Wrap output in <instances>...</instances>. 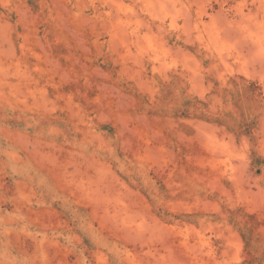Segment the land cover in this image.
<instances>
[{"label":"rangeland","instance_id":"1","mask_svg":"<svg viewBox=\"0 0 264 264\" xmlns=\"http://www.w3.org/2000/svg\"><path fill=\"white\" fill-rule=\"evenodd\" d=\"M0 264H264V0H0Z\"/></svg>","mask_w":264,"mask_h":264},{"label":"clouds","instance_id":"2","mask_svg":"<svg viewBox=\"0 0 264 264\" xmlns=\"http://www.w3.org/2000/svg\"><path fill=\"white\" fill-rule=\"evenodd\" d=\"M105 100H107V97L106 96H102L100 98V100L97 101V103L103 104ZM109 103H111V102H109ZM105 107L107 108V105H105ZM107 110H108V115H112L114 111L116 112L117 115H124V113H120L118 110H115V109L108 108ZM103 114L104 113L102 112L101 115H103Z\"/></svg>","mask_w":264,"mask_h":264}]
</instances>
